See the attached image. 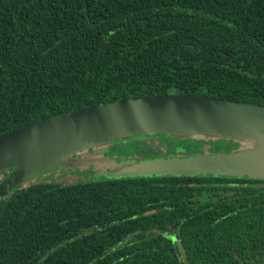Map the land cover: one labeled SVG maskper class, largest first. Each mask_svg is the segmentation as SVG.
I'll use <instances>...</instances> for the list:
<instances>
[{"label":"trees","instance_id":"16d2710c","mask_svg":"<svg viewBox=\"0 0 264 264\" xmlns=\"http://www.w3.org/2000/svg\"><path fill=\"white\" fill-rule=\"evenodd\" d=\"M169 93L264 105V0H0V134L89 104ZM154 139L172 140L162 157L188 143L200 153L237 147L158 134L117 139L109 152L145 157ZM204 176L96 173L17 186L0 197V264H264V179L249 200L226 186L213 187L234 200H209ZM182 177L196 178L200 200H155L182 189L156 181Z\"/></svg>","mask_w":264,"mask_h":264},{"label":"water","instance_id":"95a60500","mask_svg":"<svg viewBox=\"0 0 264 264\" xmlns=\"http://www.w3.org/2000/svg\"><path fill=\"white\" fill-rule=\"evenodd\" d=\"M158 134L232 140L237 147L226 153L204 146L187 157L107 156L117 139ZM90 166L107 178L211 174L264 179V105L203 94L127 97L59 112L0 134V172L11 170L0 181V196L34 175L71 167L84 172Z\"/></svg>","mask_w":264,"mask_h":264},{"label":"flooded vegetation","instance_id":"af4514ba","mask_svg":"<svg viewBox=\"0 0 264 264\" xmlns=\"http://www.w3.org/2000/svg\"><path fill=\"white\" fill-rule=\"evenodd\" d=\"M171 141L172 140H168V141H164V142H158L159 145L165 146V148L163 147V152L164 151L165 152L169 151V149H171V145H170ZM173 142H175V141H173ZM180 142L177 143V144L185 145V144L180 143ZM143 144H145V143H143ZM146 146H147V148H152L153 147L152 144L149 143V142H147ZM186 147L189 148V149H186V153L188 152V154L179 153V155H177V154L169 153L167 157H174V156H176V157H187V156L191 155L190 154L191 152H193V154H194V153H196V151L200 150V146L197 143H188V145H186ZM111 151L112 150H110V152ZM136 156L137 155H133V156L128 157V158H120L119 157L117 159L118 160H128V159H139L140 158L138 156H137V158H135ZM109 157L115 159L114 155L110 154ZM87 171L89 173H91V176L89 177V179L90 178L92 179V176L93 175L95 176L96 173H97L96 171H94L92 169L86 170V172ZM209 175L205 174V176H204V177L211 178L209 180V182H208V188H209V190L212 193V195L210 196L209 200H234L233 197L232 198L228 197V199H226L222 195V192L220 190H218L217 188L213 187V186H226V187L230 188V191L228 190V192L230 194H233V192H236V191L245 192L246 194L249 195V197H248V200H249L251 198V193H252V191H251L252 189L249 188L250 185H254L257 182H258L257 185L261 184V183H259L260 179H258V178H250L248 176H247L248 178L247 177H240V178L235 177L237 179L233 180L234 176H225V175H223V176H213V175L209 176ZM213 178H215V180H213ZM26 182L24 184H22V185H19V187L26 186L25 185ZM32 182H39V181L35 180V181H32ZM154 184L167 185V186H177V187L179 186V187L182 188V189H177V190L176 189H169V190L166 191V193L164 192V193L160 194V197L156 198L155 200H187V202L184 201L182 204H184V203L188 204L189 203L188 200H200L197 197V194H198L197 193V188H199L201 186H199L200 184L198 183V181L196 180L195 177H190V178L182 177V178H176V179H172V180H160V181H156ZM19 187H17L15 190H17ZM8 194H6V195H8ZM0 197H4V196H0ZM186 210H189V209L181 207V212L178 214V217H180L182 220H184L186 218V215H185ZM166 232H167V236H169L171 240H173V237L174 238L176 237V233L172 232L171 230H167ZM178 246H179L180 254L182 255L181 251H183V249L181 247V243H178ZM183 256H185L184 255V251H183L182 258H183V262H186L185 258Z\"/></svg>","mask_w":264,"mask_h":264},{"label":"rangeland","instance_id":"374dc122","mask_svg":"<svg viewBox=\"0 0 264 264\" xmlns=\"http://www.w3.org/2000/svg\"><path fill=\"white\" fill-rule=\"evenodd\" d=\"M157 137V136H156ZM160 137H164V136H160ZM141 139V138H140ZM161 142V141H160ZM152 144V148L150 152H148V154L145 157H140V154L138 157H140L139 159H151V158H160L163 155H161V153H156L160 150L163 151V147L165 148V146H161L158 144V141L156 139L152 140L151 142H149ZM171 144V143H170ZM222 147L227 148V146L222 145ZM138 150L135 148V151ZM202 152V149H201ZM146 153V152H145ZM101 153H98V155H101ZM104 156L106 155L105 152H103ZM195 154V153H194ZM192 154V155H194ZM179 155V154H177ZM80 156V155H78ZM107 156H110V152L107 153ZM137 158V156L135 157ZM91 176V173H89L88 171L86 172H81L79 170H77V168L75 167H71L70 169H54L51 170L47 173H43V174H38V175H34L31 179H29L25 185L28 184V182H32L35 180L38 181H46V182H58V183H71V182H76V181H82V180H89V177ZM92 178H94V175L92 176ZM91 179V178H90Z\"/></svg>","mask_w":264,"mask_h":264}]
</instances>
